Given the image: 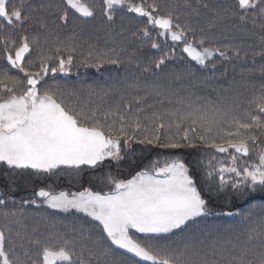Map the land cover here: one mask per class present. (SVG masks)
Returning a JSON list of instances; mask_svg holds the SVG:
<instances>
[{
    "label": "snow or ice",
    "instance_id": "1",
    "mask_svg": "<svg viewBox=\"0 0 264 264\" xmlns=\"http://www.w3.org/2000/svg\"><path fill=\"white\" fill-rule=\"evenodd\" d=\"M200 7L210 5L197 0L196 15ZM69 10L82 21L95 16L93 7L83 0H60L59 4L0 0V169L6 178L14 182L21 175L79 176L102 167L106 160L118 164L125 158L122 153L135 143L173 153L193 150L208 157L207 164L203 159L199 163L208 193L217 198L227 190L234 198L264 193V0L219 4L212 10L207 30H199L198 39L196 29L179 22L174 5L103 0L107 21H113L118 10L143 18L146 26L133 34L137 39L144 44L151 41V49L159 51L161 44L152 39L154 29L157 37L164 38V47L169 40L172 45L183 43L182 53L200 68H207L217 56L241 59L242 46L206 47V41L211 45L214 39L207 32L225 22L260 29V51L251 53L253 64L240 73L250 96L237 90L215 100L179 97L162 84L142 86L137 80L125 87L144 95L131 100L122 95L121 102L107 109L99 104L77 107L70 100L74 94L55 82L71 74L79 48L75 36L61 40L58 35L57 30L67 26ZM189 33L193 42L188 40ZM248 54L244 52L245 58ZM172 58L174 53L163 52L154 60L155 68L161 69ZM105 63L119 67L122 61L118 56L94 57L89 52L79 66L99 69ZM127 63L145 73L151 71L135 53ZM110 92L89 95L103 99ZM149 97L155 103H149ZM94 178L110 190L84 188L56 194L40 188L34 192L50 209L74 210L90 219L92 223L82 221L72 229L74 237L65 234L55 243H42L14 230L11 224L19 220L10 219L14 213H4L0 264H264V205L243 213H216L239 216V223L231 228H201V219L213 214L212 201L205 198L180 158L173 156L162 164L154 160L130 179H117L111 172ZM5 203L0 199V205ZM26 203L35 205L37 200Z\"/></svg>",
    "mask_w": 264,
    "mask_h": 264
},
{
    "label": "trees",
    "instance_id": "2",
    "mask_svg": "<svg viewBox=\"0 0 264 264\" xmlns=\"http://www.w3.org/2000/svg\"><path fill=\"white\" fill-rule=\"evenodd\" d=\"M206 1L208 3V1L211 0ZM52 2L54 4H59L60 0H52ZM83 2L93 7L95 16L87 21H82L77 14L69 10V19L76 18L78 20V24L74 25L71 30H69V27L66 26L65 28L68 31L64 30L63 28L57 30L58 35L67 37L71 36L69 34L71 33L75 36L78 44L82 43L83 58L88 54V50H90V52H92V50L96 52L103 51L101 44L108 41L109 38H113L116 40L117 44L110 52H117L119 58H122V56L119 55V52L124 53V51L128 52L129 56L135 53L136 57L140 61L143 60V56H146L147 58L151 56L149 47L144 46L141 40H137V37H135L131 33L128 35L129 41L125 36V27H127L128 24L134 20V17L132 16L133 14L118 10L114 16V20L107 21L106 17H104L103 15V0H83ZM132 2L139 3L141 2V0H132ZM147 2L149 1L146 0V3ZM160 5L164 6L162 4ZM115 18L117 19V21L114 23ZM48 19L53 20L55 19V17L49 16ZM139 21H142L144 23L146 22L144 19H141ZM80 22L85 29L93 26L98 33H95L94 30L91 34H89L90 38L86 39L88 41L87 44L86 42L84 44L83 28L81 25H79ZM179 22L182 25L184 24V20L182 19ZM248 26L252 27L251 24H248ZM248 26L245 25L243 27H234L232 25L231 31H234L235 33L238 32L237 35L239 36V38L244 37L245 39H247L253 45L255 51L258 52L260 51V49L257 48L258 42L256 40L253 41L250 34L253 32H256L257 34V31H259L260 29L253 27L250 28ZM216 31L217 30L214 29L210 32L214 34ZM223 32L226 34L225 30H223ZM229 38L235 37L231 35L227 36L226 34L225 40H229ZM134 39H136L137 41H135ZM190 41L193 42L192 34ZM235 41L238 44L236 42L233 43L238 46L240 45V43L243 44L244 40L239 39ZM225 42L228 41H224V43ZM158 43L161 44V49L159 51L156 50L159 54H161L162 52L170 53L172 51L171 46L173 48L175 47L169 43H167L168 47H164L165 42L163 41H158ZM207 44L208 42L206 41V47H223V42L217 44L216 46ZM225 45H228V43H225ZM195 46L199 47L198 44H196ZM175 50L176 51L174 52H180V49ZM228 55H230V52L228 53ZM76 57L78 56L76 55ZM233 60V65L231 66L229 71L224 67V62L226 61V64L228 65L230 59L221 60L217 56L212 61L208 62L207 68H209L214 63L220 66L217 67L215 71H203L207 68H200L198 65H195L193 61L186 60L188 64V70H185L186 75L179 71L165 73L162 69L158 70L154 66L150 67V72L145 73L143 72L142 68H137L135 64L129 65L127 61H123L119 67H117L116 65L105 63L101 67H99V69L93 66L85 67L75 65L72 68L70 76L66 77L65 79L56 78L55 82L59 83L61 87L65 86L63 88H65L68 92L74 94L70 97V100L74 102L77 107L91 108L95 107L97 104L101 105L98 96H90L89 90H93L99 94H102L106 90H111L109 95L101 99L103 103L107 105L109 103V100L113 98L114 94H116L117 91L122 92V94L125 96V99L126 97L138 95L136 94L135 90L125 87L126 83L129 84L138 80L142 86L145 83L161 85L164 81L159 82V79H165V75H167L168 77L167 83L164 87L174 88L173 92L177 96L187 97L189 95H192L193 98H195L196 96H206L215 100L218 97L226 94L235 95L237 91H235L234 89L231 90L232 85L234 86L235 83L236 88L239 89L243 81V79H241L242 81L236 80L232 82L228 78L230 76L237 75L238 79V76L241 73L239 68L241 66L242 68L247 66V63L245 61H242V56L240 60H236L234 58ZM80 61L78 64H80ZM183 67H185V65H183ZM256 79L259 80V77L257 76ZM112 91H115L116 93H113ZM140 92L144 93L143 91ZM142 93H140L139 95H143ZM148 102L155 103V98L149 97ZM122 154L125 156V158L118 164L114 161H104L102 167L96 169L95 171L86 170L79 176L61 174L48 179H43L30 175H21L15 178L13 182L12 180L6 178L4 171L0 169V199H5L6 201L5 205H0V228L5 227L6 222L3 216L4 213L7 212L9 214H15L14 217H11L10 215V219L19 220V224L12 223L11 227L14 230L21 231L22 234L26 237H36L39 238L41 242L50 239L58 240L60 236L65 234L70 237H74L75 233L72 231V229L79 228L81 222L85 220H82L83 218H81V216L77 214L62 215L50 212L49 210L43 208L40 204H32L28 206L29 203H26V201H29L32 198H36L34 197L35 191H38L40 188H45L47 190H51L52 192H78L84 190V188H89L92 191L105 192L107 191L109 186L102 184L100 180L95 179L94 177L111 172V174L117 179H130L138 171H141L142 169L150 166L152 161L158 160L163 163L165 159H172L173 156L180 158L186 164V166L189 167L190 174L195 179L200 190L204 193L205 198L212 201L211 207L213 212H218V210H241L243 208V205H246V203L249 202L264 203V193L261 192L245 195L242 198L232 197L230 190H227L225 193L221 194L219 198L216 197L215 193L210 195L207 191L208 182L205 179L203 166L199 163V161L201 160V155L199 152L181 149L175 150V152L173 153L171 152V150L160 151V149L158 148H152L151 146H149L148 148H144V146L142 145L133 143L131 149L125 150ZM204 162L205 164H207V160ZM239 221L240 217L238 216L232 220H227V223L225 224H216L215 221L203 223L202 220L200 223L204 224L206 226V229L223 230L235 226L239 223ZM201 226L202 225H200V227Z\"/></svg>",
    "mask_w": 264,
    "mask_h": 264
},
{
    "label": "rangeland",
    "instance_id": "3",
    "mask_svg": "<svg viewBox=\"0 0 264 264\" xmlns=\"http://www.w3.org/2000/svg\"><path fill=\"white\" fill-rule=\"evenodd\" d=\"M57 1H59V0H57ZM149 2H147L148 4H151V3H153V2H156V3H160V4H162V5H164V6H167V5H174L175 6V12H176V14L179 16V21L182 19V20H184V24H188V25H190L192 28H194V29H197V33H196V38L198 39L199 38V36L200 35H202L201 33H200V29H205L206 30V28H208V23H209V20L212 18V12H211V10L209 9V11L211 12V13H209L208 12V9H204V8H202V7H200V9H199V12H200V14L199 15H196L195 13H194V11H193V7H195L196 5H197V0H148ZM207 2V1H206ZM135 3H138V2H135ZM208 3H209V5L210 6H218L219 4H221V3H231V0H213V1H208ZM186 4H190V5H192L193 7H188V6H186ZM117 21V19L115 18V21H114V23ZM146 23V22H145ZM78 24V20L76 19V18H70L69 20H68V23H67V27H69V30H71L72 28H73V26L74 25H77ZM79 25H81L82 26V28H83V39H84V44H85V42H86V44L88 43V41L86 40V39H89L90 38V35L89 34H91L94 30H95V33H97V31H96V29H94V27L93 26H90V27H88L87 29H85L84 27H83V25H82V23L80 22L79 23ZM146 26V25H145ZM145 26H143V27H145ZM248 26V25H247ZM143 27H141V26H136V27H130V28H128L127 30H126V32H128V33H131V34H134V33H139L140 32V29L141 28H143ZM248 27H250V26H248ZM223 28H224V30L226 31V34H227V36H234L235 38H229V40H225V38L222 36V38L225 40V41H228V42H225V43H228V45H235L233 42H236L235 40H239V39H243L244 41H243V44H241L240 43V45H238V46H242V51H241V56H242V61H245V62H247V63H250V62H253V56H252V52L253 51H255V49H254V47H253V45L247 40V39H245L244 37H240L239 38V36L237 35V33H235L234 31H231V28H232V24L231 23H228V22H225V25H223ZM250 28H252V27H250ZM64 30H67L65 27L63 28ZM250 30H252V29H250ZM68 31V30H67ZM125 32V33H126ZM240 32V31H239ZM71 36H60L59 35V38L61 39V40H67V39H69V38H71V37H73L74 35L73 34H71V33H69ZM98 34V33H97ZM209 37H213L214 39H213V41H212V44L211 45H217V44H220V43H222V42H220L219 41V39H218V37H216V35H214L213 33H211V32H207L206 33ZM135 36V35H134ZM250 36H251V39L253 40V41H257L258 42V48H259V44H260V37L256 34V32H253V33H251L250 34ZM135 37H137V36H135ZM193 37V36H192ZM188 38L191 40V33H189L188 34ZM245 41H247V42H245ZM162 43V42H161ZM225 43L223 42V46H225ZM237 43V42H236ZM116 40L115 39H113V38H109V40L108 41H106L105 43H103V44H101L102 45V48H103V51H98V52H96V51H94V50H92V54H93V56L94 57H103V56H105V55H108V56H113V57H115V56H118V54H117V52H110L113 48H114V46H116ZM238 44V43H237ZM136 45V44H135ZM208 45V44H207ZM79 48H78V50H77V52L75 53V56L77 55L78 57H76V60H75V63H74V66L75 65H79L78 63H79V61L81 60V59H83V45H82V43H80L79 44ZM137 46V45H136ZM176 46V48L177 49H180V52H174V51H171L170 53H174V58H172V59H168L167 61H166V63L164 64V65H162L161 66V69L165 72V73H171V72H174V71H179V72H182L184 75H186V72H185V70H188V64H187V61H188V59H187V57H186V54H183L182 53V51H181V49L183 48V43H180V44H178V45H175ZM235 46H237V45H235ZM251 46V47H250ZM208 47V46H207ZM217 47V46H216ZM101 50V49H100ZM245 51H247L249 54L247 55V57L245 58V56H244V52ZM89 52H90V50H88V54L86 55V56H88L89 55ZM127 53V54H126ZM163 53V52H162ZM162 53L161 54H158V55H151V56H149L148 58L146 57V56H143V60L141 61L143 64H145V65H148V66H150V67H152V66H154L155 67V65H154V60H156V59H159L160 58V56L162 55ZM33 55H35V53L33 54ZM65 55V57H66V53L64 54ZM119 55H121L122 56V58H119L122 62L124 61V62H126L127 61V59H128V57H129V55H128V52H126V51H124V53H121V52H119ZM229 56H232V53L230 52V55ZM119 57V56H118ZM215 58V57H214ZM136 59L137 60H139L137 57H136ZM187 61H186V60ZM256 59H259V57H257ZM140 61V60H139ZM225 63V68L229 71L230 70V68H231V66L233 65V63L232 62H230L228 65L226 64V61L224 62ZM183 65H185V67H183ZM213 65H215L214 67H213ZM73 66V67H74ZM249 66H251V64H249ZM217 67H220V66H218L217 64H212L211 66H210V69L209 70H213V71H215L216 69H217ZM204 69V68H203ZM202 71V70H201ZM192 73V72H191ZM68 76H70V75H68ZM68 76H63V77H57L58 79H65L66 77H68ZM166 76V78L164 79V78H160L159 79V82H163L162 84H163V86H165L166 85V83H167V75H165ZM243 79V78H242ZM239 80H241V78H239ZM60 81V80H59ZM62 81V80H61ZM242 81V80H241ZM127 84V83H126ZM160 85V84H159ZM62 87H65V86H62ZM235 87H236V85H235V83H234V86L232 85V87H231V90H233V89H235ZM168 89H171L172 91H174V88H172V87H168ZM240 89V90H239ZM239 89L237 88V90H238V92L240 93V94H243V96H250L251 95V93L249 92V91H246V89H245V87H244V82L242 81V83H241V85H240V87H239ZM236 90V91H237ZM91 91H93V90H89V92H91ZM117 91V90H116ZM113 93L115 92V91H112ZM116 93V92H115ZM140 93H142V92H136V94H140ZM143 95H144V93H142ZM235 94H237V92L235 93ZM123 94H122V92H120V91H117V93L116 94H114V96H113V98L111 99V100H109V103L106 105L105 103H103V101L100 99V102H101V107H102V109H107V108H110V107H115L116 106V104L117 103H119V102H121V96H122ZM132 97L133 96H131V97H126V99L127 100H131L132 99ZM109 99V98H108ZM108 101V100H107ZM107 103V102H106ZM160 151H162L161 149H160ZM172 155V154H171ZM201 159H203L204 161H206L207 160V157L206 156H204V157H201ZM205 163V162H204ZM110 188L108 187V190H109ZM45 190H47V189H45ZM107 190V191H108ZM54 193H56V194H58L59 192H54ZM69 193H72V192H69ZM37 204V203H36ZM30 205H32L31 203H29L28 204V206H30ZM42 205V204H41ZM43 205L46 207V208H48L47 206H46V204H44L43 203ZM48 209H50V208H48ZM50 210H53V211H56V212H59V213H65V212H60V211H58V210H54V209H50ZM72 211H74V210H72ZM72 211H70V212H72ZM218 212H223V211H218ZM217 212V213H218ZM236 216H231V215H217V214H215V215H210V216H208V217H205V218H203V223H208V222H212V221H215L216 222V224H225V223H227V220H232V219H234ZM200 225H202L201 226V228H203V227H205L206 228V226L204 225V224H202V223H200ZM218 228V227H217Z\"/></svg>",
    "mask_w": 264,
    "mask_h": 264
}]
</instances>
